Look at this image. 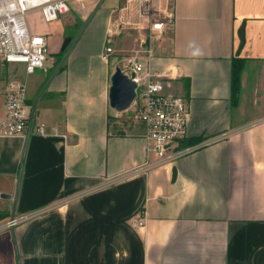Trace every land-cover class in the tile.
<instances>
[{
    "label": "crops",
    "instance_id": "obj_1",
    "mask_svg": "<svg viewBox=\"0 0 264 264\" xmlns=\"http://www.w3.org/2000/svg\"><path fill=\"white\" fill-rule=\"evenodd\" d=\"M98 2L79 35L97 40L98 61L77 45L26 132L0 136V193L10 194L0 196V224L38 211L0 229V264H264V0H171L151 62L187 98L188 137L200 145L109 183L143 162L144 126L109 105L111 54H101L107 34L135 32L139 43L144 31L117 27L124 0L74 7ZM235 54L245 61L232 106Z\"/></svg>",
    "mask_w": 264,
    "mask_h": 264
},
{
    "label": "built area",
    "instance_id": "obj_2",
    "mask_svg": "<svg viewBox=\"0 0 264 264\" xmlns=\"http://www.w3.org/2000/svg\"><path fill=\"white\" fill-rule=\"evenodd\" d=\"M82 0H0V59L21 66L25 74L36 68L47 70L50 52L46 34L32 32L27 13L39 9L45 21L56 20L60 14L71 10ZM174 18L171 0H124L118 9L117 27L144 31L139 37V48L126 57L121 68L136 82L135 98L131 103L132 116L143 123L144 160L128 171L111 178L109 182L130 174L145 171L185 154L199 146L198 142L184 144L188 137V100L183 94L168 91V69H156L151 62L153 42L159 40ZM110 40V37H109ZM114 49L107 45L101 56L108 59ZM3 112L0 115V136L22 135L31 121L28 85L24 77H8L0 83ZM240 127H238L239 129ZM39 134L49 133L43 122L36 126ZM56 128L51 129L55 133ZM224 136V135H223ZM38 211L21 216H11L3 227H11ZM144 224V219L133 220L134 226Z\"/></svg>",
    "mask_w": 264,
    "mask_h": 264
},
{
    "label": "rangeland",
    "instance_id": "obj_3",
    "mask_svg": "<svg viewBox=\"0 0 264 264\" xmlns=\"http://www.w3.org/2000/svg\"><path fill=\"white\" fill-rule=\"evenodd\" d=\"M88 11H91L90 8L83 10L82 8L72 7L70 11L60 14L56 20L51 22H47L43 19L39 9L29 11L27 13V21L31 31L35 33L46 34L49 39L50 52L47 56V60L45 61L47 65V70L43 71L40 68H36L34 72L30 74H25L21 69V66L19 65H0L1 78L3 76L24 77L27 81L28 93L31 96L34 95V98L36 95H38L44 83L56 67L60 70L58 71V73H67L66 65L68 64V62L78 57V55L81 53L80 49L78 54L77 45H80V48L85 51V56H88L89 58L91 57V59L93 60H97V55L93 54L97 40L93 38L91 39V41L80 40L81 36L79 37V35L82 33L84 27L81 29V32L70 47L69 51L65 53V50L68 46H66L64 50L60 49L65 36L70 35L73 38L78 33L79 29L82 27L83 23L86 22L87 17L91 13H87ZM133 33L135 32L130 33L126 32L125 30H121L118 33L119 37H113V39L112 37H110V40L109 34H107L105 39L106 46L109 45L114 49V52L111 54L109 60L110 75L114 71L116 65H120L121 67V64L126 62V57L131 54H135V50L140 47L138 44V40L135 39V35ZM59 66H61V68ZM0 83H2V79H0ZM42 97H44L43 93ZM114 113L116 112L110 109V114L113 115ZM131 113L132 107L129 106L127 110L123 112L122 115H124L123 117L125 119L130 120Z\"/></svg>",
    "mask_w": 264,
    "mask_h": 264
},
{
    "label": "water",
    "instance_id": "obj_4",
    "mask_svg": "<svg viewBox=\"0 0 264 264\" xmlns=\"http://www.w3.org/2000/svg\"><path fill=\"white\" fill-rule=\"evenodd\" d=\"M101 2V1H100ZM98 2L94 8L92 9L90 15L87 17L86 22L83 23L82 27L79 29L78 33L72 38L70 35H67L64 37L61 47V50H64L66 46H68L65 50V53L69 51L70 47L74 43V41L77 39L79 33L81 32V29L85 26L88 19L92 16L96 8L98 7ZM241 30V29H240ZM240 38H243V34L240 33ZM52 72V74L49 76V78L44 83L43 87L41 88L40 92L36 96L35 100L33 101L30 109V118H32V112L34 108V104L36 102L37 97L41 93V91L44 89L45 85L49 81L50 77L54 74L56 71ZM134 76V73L132 72L129 76L121 67L120 65H116L114 68V71L110 75V84L108 87V102L109 105L114 108L117 111H123L126 110L132 103L133 99L135 98V87L136 82L133 81L132 77ZM0 196L9 197L10 194L8 193H0Z\"/></svg>",
    "mask_w": 264,
    "mask_h": 264
},
{
    "label": "trees",
    "instance_id": "obj_5",
    "mask_svg": "<svg viewBox=\"0 0 264 264\" xmlns=\"http://www.w3.org/2000/svg\"><path fill=\"white\" fill-rule=\"evenodd\" d=\"M245 57L240 56L238 54H235L231 57V63H230V104L232 106H236L239 101V95H240V78L242 69L244 66ZM9 63L6 60L0 59V65H8ZM61 68V66H59ZM58 67V68H59ZM8 77L3 76L0 79H6ZM187 85V83H186ZM32 102V98L30 99ZM202 139L201 136H195V137H187L184 140V144H192L200 141ZM3 215L0 213V219H2Z\"/></svg>",
    "mask_w": 264,
    "mask_h": 264
}]
</instances>
